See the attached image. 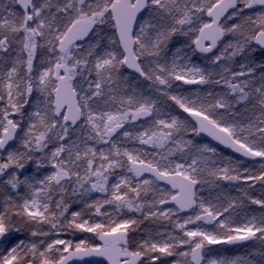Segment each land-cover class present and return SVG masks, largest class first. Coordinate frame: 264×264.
I'll use <instances>...</instances> for the list:
<instances>
[{
	"label": "snow or ice",
	"instance_id": "snow-or-ice-1",
	"mask_svg": "<svg viewBox=\"0 0 264 264\" xmlns=\"http://www.w3.org/2000/svg\"><path fill=\"white\" fill-rule=\"evenodd\" d=\"M257 50L264 0H0V264H264Z\"/></svg>",
	"mask_w": 264,
	"mask_h": 264
},
{
	"label": "trees",
	"instance_id": "trees-1",
	"mask_svg": "<svg viewBox=\"0 0 264 264\" xmlns=\"http://www.w3.org/2000/svg\"><path fill=\"white\" fill-rule=\"evenodd\" d=\"M230 38V37H229ZM176 40V44L177 45H180V44H191L190 40L187 38V37H176L175 38ZM227 42V40H225V43ZM223 47V44L220 45V48ZM191 48V47H190ZM254 57H255V62L256 63H260L261 60H262V57H264V53H262L261 51L257 50L255 51L253 54H252ZM196 58L199 59V61L202 63V64H205V61L203 60V56L202 55H198L195 53L194 55ZM240 62H244V59H242L241 57H238L237 60H236V67L238 68V64ZM258 74V73H257ZM133 79H135V77H133ZM144 87L147 88V83L144 84ZM181 87L185 88L186 90H190V88H188L187 86H183L181 85ZM202 87V86H200ZM203 87H206V91L208 90H215V91H220V87L219 86H213V88H209L207 86H203ZM187 138V137H186ZM202 137L200 138H197L198 140H200ZM202 141L206 142L205 139H201ZM225 153V152H224ZM226 154V153H225ZM29 171H31V169H29ZM222 185L224 182H221ZM257 189H259V185H257L256 187ZM261 188V186H260ZM235 190V189H234ZM233 189H228V191L230 192L231 195L235 196V195H238V193L236 191H234ZM208 192H209V189L205 188L203 191H202V194L207 196L208 195ZM253 192V194H252ZM213 195H216L215 192L212 193ZM96 195H99V194H93V198L96 197ZM251 195L259 198V195L257 193H255V189L253 191H251ZM246 204H248V207L250 209H258V206H255V205H251L249 202L246 201ZM107 210V209H106ZM131 216V214H129ZM181 217L183 216L182 214H180ZM135 218L137 219H142V217L139 216V214H135ZM145 223V222H144ZM143 223V224H144ZM143 224L140 225V229L137 233L133 234L134 237L136 236H143L144 235V231L142 230L143 228ZM160 226L162 227V229L164 230V223L161 222ZM142 227V228H141ZM170 228V226H168ZM64 238H75V239H79V238H82V239H91V235L90 234H81V233H76L73 237L72 234H68V235H63ZM21 238H26V237H21ZM98 242V241H96ZM217 247L220 249L219 251H222L225 253V255H228V254H232L233 252L238 254V255H246L248 253H251L254 249H259L256 241H250V242H247V243H244V244H241V245H217ZM233 253V254H234ZM255 257V256H254ZM254 257H252L254 259ZM259 257V256H257Z\"/></svg>",
	"mask_w": 264,
	"mask_h": 264
},
{
	"label": "rangeland",
	"instance_id": "rangeland-1",
	"mask_svg": "<svg viewBox=\"0 0 264 264\" xmlns=\"http://www.w3.org/2000/svg\"><path fill=\"white\" fill-rule=\"evenodd\" d=\"M230 39V38H229ZM183 44H185V43H183ZM183 44H180V45H183ZM180 45H177V46H180ZM185 50V52H187L188 54H189V56H192V61L194 62V63H198V64H201V66H204V64H202L200 61H199V59L198 58H196L195 56H193L192 55V49L190 48V47H188V48H186V49H184ZM242 59H243V57H241ZM240 63H243V62H240ZM239 63V64H240ZM238 64V65H239ZM188 88H190V90H191V88H193V87H196V86H187ZM200 87V86H199ZM207 87H209V86H207ZM209 88H213V86H211L210 85V87ZM201 89L203 90V91H206V87H201ZM201 139H203V138H201ZM198 140V142H200V143H209V142H204V141H202V140ZM211 144V143H210ZM225 152V151H224ZM226 154H228V152H225ZM113 182H114V178H113ZM234 190V189H233ZM254 190V189H253ZM252 190V191H253ZM235 191V190H234ZM255 193H257L258 195H259V197L261 196V194H262V192H261V188H260V186H259V189H257V188H255ZM252 194H253V192H252ZM169 206H172V205H169ZM143 226V228H142V230L145 232V230L146 229H149V228H151V230L153 231V232H155V231H157V225L156 224H153L152 222H150V221H145V223L142 225ZM160 230H163L162 229V227L160 226ZM61 238H64L63 237V235L61 236ZM69 239H73V238H70L69 237ZM79 239H82V238H79ZM79 239H75L74 238V240L75 241H77L78 242V240ZM256 243H257V245H258V247H260V245H259V242L258 241H256ZM210 247V249H211V253H210V255H212V256H235V255H238V254H236V253H232V254H228V255H225V253L224 252H222V251H219L220 249L217 247V245H211V246H209ZM172 259H174V258H169L168 260H167V264H171V260ZM254 259H256L257 261H259V257H257V256H255L254 257ZM90 264H93V263H90ZM95 264V263H94Z\"/></svg>",
	"mask_w": 264,
	"mask_h": 264
},
{
	"label": "water",
	"instance_id": "water-1",
	"mask_svg": "<svg viewBox=\"0 0 264 264\" xmlns=\"http://www.w3.org/2000/svg\"><path fill=\"white\" fill-rule=\"evenodd\" d=\"M198 54H201V53H199V52H197ZM202 55H204V54H202ZM129 72L131 71V70H128ZM201 136L202 137H204L207 141H209L210 143H212V144H216V142L215 141H212L211 140V138L210 137H207V135L206 134H201ZM223 146H221V148H222ZM223 150H225V151H228V152H230L231 150H228V149H223ZM170 187V186H169ZM182 214H186V213H182ZM247 242H249V241H247ZM247 242H240V243H238V244H234V245H240V244H244V243H247ZM221 245H226V244H221ZM87 261H94V262H105V264H107V261L103 258V257H97V256H90V257H84L82 260H78L77 262H76V264H78V263H81V262H87Z\"/></svg>",
	"mask_w": 264,
	"mask_h": 264
},
{
	"label": "flooded vegetation",
	"instance_id": "flooded-vegetation-1",
	"mask_svg": "<svg viewBox=\"0 0 264 264\" xmlns=\"http://www.w3.org/2000/svg\"><path fill=\"white\" fill-rule=\"evenodd\" d=\"M90 263H95V264H104L103 262H93V261H89V262H85V263H80V264H90Z\"/></svg>",
	"mask_w": 264,
	"mask_h": 264
}]
</instances>
